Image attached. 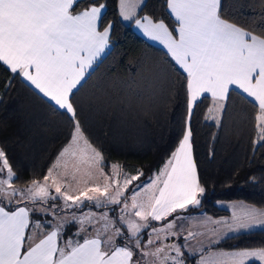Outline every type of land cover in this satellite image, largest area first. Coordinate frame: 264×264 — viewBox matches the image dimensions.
Listing matches in <instances>:
<instances>
[{
    "label": "snow or ice",
    "instance_id": "obj_1",
    "mask_svg": "<svg viewBox=\"0 0 264 264\" xmlns=\"http://www.w3.org/2000/svg\"><path fill=\"white\" fill-rule=\"evenodd\" d=\"M81 2L0 0V62L64 109L74 121L70 142L59 152L43 181L33 179L26 189L13 186L16 173L0 149V173L6 171V179H0V196L9 204L21 202L13 200L19 192L22 199L33 204L37 201L46 204L58 196L65 208L83 205L85 200L97 207L119 205L128 186L143 175V172L135 176L123 173L121 181L117 178L123 169L115 164L111 166V175L105 173L102 153L90 143L76 119L72 103L74 90L108 48L112 29L110 23L103 22L106 3L93 0L88 7L78 10ZM143 3L144 0H118L119 14L126 21L134 20L146 37L163 44L187 74V121L190 122L197 101L207 98L205 94H210L214 105L208 110L216 113L211 118L218 119L235 86L252 98L258 113L255 116L257 135L264 140V28L256 33L225 19L221 14V0H166V7L177 22V27L170 30L162 19L138 17ZM192 135L188 123L178 146L158 174L144 186L146 196L141 198L137 191L131 196L130 204L126 199L123 202L119 219L126 225L129 238L135 239L137 249L141 248L138 237L150 221H162L173 213L201 204L205 188L193 158ZM82 166H85L83 172ZM69 177L76 182V188ZM99 178L103 179L102 185L88 186L89 180ZM81 182L84 187H79ZM52 188L57 196H52ZM232 207L235 209L236 205ZM31 211L27 206L15 210L0 206V264H140L133 260L135 253L131 247L116 244V238L122 233L107 213L102 214L105 223L94 236L83 242L68 239L61 244L63 224L45 231L43 224L31 220ZM73 218L78 219L83 232L86 231L84 224L91 223L93 215ZM204 224L220 226L209 229L215 238L210 239L211 246L229 233L257 228L264 231V209L244 205L242 211H233L230 220L207 217ZM175 227L173 220L162 228H152V234L155 240L177 236L172 231ZM203 234L189 231L184 247H188V240ZM147 243H154L151 235ZM169 249L176 255H170ZM198 251L202 254L197 264H249L253 260L264 264V247L207 254H203L201 247ZM142 254L155 258L149 264H185L179 244L160 245Z\"/></svg>",
    "mask_w": 264,
    "mask_h": 264
},
{
    "label": "trees",
    "instance_id": "obj_2",
    "mask_svg": "<svg viewBox=\"0 0 264 264\" xmlns=\"http://www.w3.org/2000/svg\"><path fill=\"white\" fill-rule=\"evenodd\" d=\"M92 2L82 0L78 10ZM95 2L107 5L103 22L112 25L110 50L74 91L72 103L86 137L104 157L105 173L111 172L113 164L131 174L143 172L131 184L124 201L136 185L150 180L162 168L190 123L193 158L205 193L198 207L173 216L202 213L225 217L229 212L217 205L220 201L264 209V140L257 135L254 102L231 89L219 122L214 123L207 120L212 99L206 96L197 101L187 121V75L166 51L145 41L132 25L121 20L118 0ZM221 14L256 33L264 28V0H221ZM145 15L164 20L170 30L177 26L166 0H146L137 16ZM73 128L70 114L0 62V149L16 173L13 186L26 188L33 179L43 181L59 152L70 142ZM0 206L10 210L16 207L1 198ZM87 209L102 211L111 206L85 204L73 210ZM112 209L117 212L120 206ZM173 216L151 222L149 228L163 225ZM258 247H264L261 230L211 246L226 251ZM188 261L194 264L193 258L188 257Z\"/></svg>",
    "mask_w": 264,
    "mask_h": 264
},
{
    "label": "rangeland",
    "instance_id": "obj_3",
    "mask_svg": "<svg viewBox=\"0 0 264 264\" xmlns=\"http://www.w3.org/2000/svg\"><path fill=\"white\" fill-rule=\"evenodd\" d=\"M213 107H214V105H212L210 108H213ZM222 111H223V109L218 114V119H212L211 116L216 115V113H214V112L209 113V111H208L207 120L210 122L218 123L219 119L221 117ZM115 165H118V164H115ZM84 167L85 166L81 167V172L84 171ZM70 168H69V171L71 172ZM61 171H63V170L61 169ZM111 173H112V167H111V172L109 173V175H111ZM123 173H127L130 176L137 175V174H131V173L123 171L117 179H120L122 181L123 180ZM157 174H158V172L155 173V175H157ZM155 175L153 177H155ZM77 176L79 178L80 173H77ZM0 179H6V171L3 173H0ZM84 179H87V177L85 176ZM151 179L144 182V183H140V184L136 185L129 198H131V196L137 191H139L141 193V198L145 197L146 193L143 191V188H144V186H146L148 183L151 182ZM69 180H70V177H69ZM70 182L72 183L73 188L77 187V184L75 181L70 180ZM93 183H99L102 185L103 179L99 178L95 181L89 180L88 186H92ZM84 186L85 185L82 182L79 185V187H84ZM130 186L131 185L128 186V189L130 188ZM15 188H17L18 190H23V189H26L27 187L26 188L15 187ZM128 189H127V191H128ZM50 192H51L52 196H57L54 188L50 189ZM126 192L124 193V197H125ZM124 197L121 198L122 203L119 205H116V204L107 205L108 207L111 206V209L102 210V211H95L93 209H87L86 211H83L82 213H77L73 209L81 208L84 204H87V203L94 204L95 206H96V204L92 201L85 200L83 205L73 206L71 208H65L63 199L59 198L58 196H57L56 200H49L46 204L41 202V201H37L36 204H33L29 200L22 199L20 196V193L18 192L17 196L14 197L13 200L14 201L20 200L21 202L18 204L13 202L10 205H14V204L16 205V207L13 208L14 210L17 207H20V205H22V207L27 206L29 209L32 210L31 211L32 221L33 222L39 221L41 224H43L45 231H46V229L51 230L53 228V226H55L57 224H63V229H62L61 238H60L61 244H63V241L68 240V239L79 240L80 242H83V239L94 236L96 230L101 229L103 227V224L105 223V221L103 219H101L102 214L107 213L108 219L110 221L114 222L116 228H119L121 233H122L121 236L116 238V244L120 245V246H124L125 244H127V246L131 247L135 253L133 260L134 261H140V264H149L150 261H153L155 259L154 257H151V256H144L142 254V251L143 252L152 251L157 246L165 245V244L166 245H171V244L181 245L177 236L169 235L167 237V239L162 238L161 240H155L154 234H152V229H150L148 227V228L143 229L141 231L139 237H138L140 239V242H141V248L140 249L135 248V239L129 238V234H128L126 225L119 219V217L121 215L120 209L123 207ZM0 198L3 199L2 196H0ZM129 198H128V200H129ZM101 199H103V198H101ZM128 200H127V202H128ZM130 203H131V199H130ZM234 204H235L234 202H225V201H220L217 203L218 206H232ZM113 206H120V209H118L116 212V211H114V209H112ZM104 207H106V206H104ZM39 209H44V210H39ZM86 214L93 215V220L91 223L86 222L84 224V228L86 229V231L81 232L80 231L81 224L78 222V219H74L73 217L80 218V217H84ZM182 218L186 219L188 226H189V231L200 232L199 226L197 225V222L193 219L194 217H192L191 215L186 216V217H179V219L175 220L176 226H180V225L184 226V222H182ZM135 219L139 220V218H135ZM97 221H99V222H97ZM151 222H154V221H150L149 226H150ZM72 225H75V227H72ZM165 225L158 226L156 228H162ZM73 231H76V232L72 233ZM172 231L177 232L182 237V235L179 233V231L176 227L174 229H172ZM78 232L80 233L79 235H77ZM143 233H144V235H143ZM69 235H70V237H69ZM150 235H151V238L154 239V243L152 245H148V243H147L148 239L150 238ZM118 239H120L122 241L120 242ZM209 241L210 240H209L208 233H204L203 235H199L194 239H190L189 244L192 245L191 249L193 250V251H191V254L194 253V250L197 251L199 248L204 247V244L209 243ZM182 246L184 247L183 243H182ZM169 252H170V255H172V256L176 255V253L174 251H171L170 249H169ZM203 254H207V253H203ZM190 256L193 257V255H190ZM199 258H200V255H197L195 257L196 263L194 262V264H197ZM183 259L185 261V264H191L187 258H184V256H183ZM169 264H171V262H169Z\"/></svg>",
    "mask_w": 264,
    "mask_h": 264
},
{
    "label": "crops",
    "instance_id": "obj_4",
    "mask_svg": "<svg viewBox=\"0 0 264 264\" xmlns=\"http://www.w3.org/2000/svg\"><path fill=\"white\" fill-rule=\"evenodd\" d=\"M145 1L146 0H144V3H145ZM144 3L141 5V7H140V9L142 8V6L144 5ZM140 9L138 10V12L140 11ZM138 12H137V14H138ZM169 13H170V11H169ZM171 14V13H170ZM172 16V15H171ZM143 17V16H142ZM120 18H121V20L125 23V24H130V25H132V28H133V30L139 35V36H141L145 41H147L148 43H150V44H152V45H154V46H156V47H158V48H161V49H163L164 51H166L167 53H168V50H167V48L163 45V44H161L159 41H154V40H151V39H149L148 37H146L144 34H143V32L140 30V29H138L136 26H135V23H134V20L133 21H126V20H124L121 16H120ZM172 18L174 19V17L172 16ZM175 20V19H174ZM176 22V21H175ZM177 23V22H176ZM177 27V26H176ZM174 35H176V33L174 32ZM109 50H110V43H109V46H108V48L105 50V52L102 54V56L96 61V63L93 65V67H92V69H90L89 70V72H88V74L85 76V79L87 78V76L89 75V73L97 66V64L101 61V60H103L105 57H106V55L108 54V52H109ZM169 54V53H168ZM170 55V54H169ZM171 56V55H170ZM172 58V57H171ZM173 59V58H172ZM176 63V62H175ZM177 64V63H176ZM178 65V64H177ZM178 67L183 71V69L178 65ZM184 72V71H183ZM185 73V72H184ZM186 74V73H185ZM187 75V74H186ZM22 77V76H21ZM23 78V77H22ZM84 79V80H85ZM23 80L28 84V85H30L35 91H37L41 96H43L45 99H47L49 102H51L53 105H55V103L53 102V101H51L49 98H47V97H45L41 92H39V90H37V89H35V87L34 86H32L31 84H30V82H28L27 80H25L24 78H23ZM84 80L83 81H81V84L84 82ZM80 84V85H81ZM79 85V86H80ZM78 86V87H79ZM231 89H234V90H237V91H239L240 93H242L243 95H245L248 99H250L251 101H253L252 100V98H250V97H248L247 96V94H245V93H243L242 92V90H239L238 88H236L235 86H233ZM75 91V90H74ZM205 96H209L210 97V94H205ZM211 98V97H210ZM212 105H213V103H212ZM57 108H59V106H57V105H55ZM59 109H61V108H59ZM61 110H63V111H65L64 109H61ZM71 169V168H70ZM159 172V171H158ZM128 203H130V198H129V200H128ZM235 204L234 205H236V208L235 209H233V207L232 206H219V207H221V208H223V209H225V210H227L228 212H229V214L227 215V216H225V217H220V218H213V217H210V216H207V215H205V214H202V213H191V214H186V213H178V214H176L175 216H173L175 213H173L171 216H173L172 217V219L171 220H169V221H167L166 223H169V222H171V221H173V220H177V219H179L178 217H186V216H192V217H194L193 219L197 222V225L199 226V230H200V233H208V236H209V240L210 239H215L214 237H211V234H210V231H209V229H211V228H218V227H220V226H218V225H211V224H208V225H205L204 224V221H205V218H207V217H210V218H212L213 220H221V219H228V220H230L231 219V217H232V213H233V211L235 210L236 212H240V211H242V206H244V205H247V204H245V203H243V202H234ZM87 204H90V203H87ZM85 205V204H84ZM83 205V206H84ZM249 206V205H248ZM20 207H22V205H20ZM191 207V206H190ZM252 207V206H251ZM14 210V209H13ZM86 211V210H85ZM77 213H82L83 211H76ZM32 214V213H31ZM30 214V215H31ZM170 217V216H169ZM168 218V217H167ZM155 222H158V221H155ZM182 222H184V226L183 225H180V226H176V228L178 229V231H179V233L182 235V237L178 234L177 235V237H178V239H179V242H180V244H181V248H182V251L184 252V258H187L188 259V257H190V258H193V260H194V262L196 263V260H195V257L197 256V255H201L202 253L201 252H199L198 250L197 251H195L194 250V253L193 254H191V251L189 250V249H191V244H189V241L190 240H188L187 241V244H188V249L187 248H185V247H183L182 246V243L185 245V243H186V241H185V237L187 236V233L189 232V226H188V223H187V221H186V219L185 218H182ZM165 223V224H166ZM165 224H163V225H165ZM163 225H156V226H153L152 228H156V227H158V226H163ZM151 228V229H152ZM52 230V229H51ZM50 229H46V231H51ZM260 229H252V230H250V231H247V232H245V231H241L240 233H229L228 234V236L227 237H225V238H222L220 241H222V240H224V239H226V238H229V237H232V236H236V235H240V234H244V233H249V232H254V231H259ZM74 232H76V231H74ZM73 232V233H74ZM70 237V236H69ZM202 241V240H201ZM210 242V241H209ZM212 245H214V244H211V246ZM211 246H209V243H205L204 244V253H207V252H209V251H226V250H218V249H213V248H211ZM231 251H233V250H231ZM190 255H193V257H191ZM252 262H257V263H259V264H261V262L260 261H256V260H253V261H249V263H252Z\"/></svg>",
    "mask_w": 264,
    "mask_h": 264
}]
</instances>
